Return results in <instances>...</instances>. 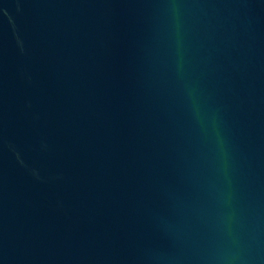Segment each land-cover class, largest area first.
I'll return each instance as SVG.
<instances>
[{
    "label": "water",
    "instance_id": "95a60500",
    "mask_svg": "<svg viewBox=\"0 0 264 264\" xmlns=\"http://www.w3.org/2000/svg\"><path fill=\"white\" fill-rule=\"evenodd\" d=\"M0 264H264V0H0Z\"/></svg>",
    "mask_w": 264,
    "mask_h": 264
}]
</instances>
